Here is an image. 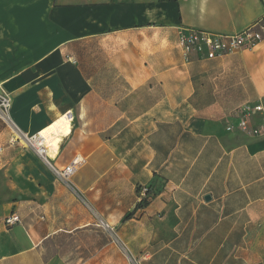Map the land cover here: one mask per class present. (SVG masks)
Here are the masks:
<instances>
[{
	"label": "crops",
	"instance_id": "crops-1",
	"mask_svg": "<svg viewBox=\"0 0 264 264\" xmlns=\"http://www.w3.org/2000/svg\"><path fill=\"white\" fill-rule=\"evenodd\" d=\"M263 16L264 0H0V264H117L171 233L217 250L194 264H264V135L227 130L264 107V42L191 62L178 44ZM68 114L54 159L10 142ZM77 158L68 183L53 172ZM138 186L154 192L143 210Z\"/></svg>",
	"mask_w": 264,
	"mask_h": 264
},
{
	"label": "built area",
	"instance_id": "built-area-1",
	"mask_svg": "<svg viewBox=\"0 0 264 264\" xmlns=\"http://www.w3.org/2000/svg\"><path fill=\"white\" fill-rule=\"evenodd\" d=\"M264 42V16L257 20L251 26L240 32L233 34H223L211 32L199 28H181L178 37V44L183 52L186 62L193 60H215L237 52L251 51L256 49ZM12 100L10 96L0 90V116L7 122H11L10 110ZM234 116L237 119L236 125L227 127L228 131L239 130L240 132L253 137L264 135V107L260 103H247L238 107ZM260 116L261 125H254L253 119ZM16 134L11 138L10 142H23L27 147L33 148L39 155L47 156L48 148L43 144L44 138L41 133L28 136L16 129ZM41 140V141H40ZM43 140V141H42ZM81 160L79 158L73 160L64 168H54L53 172L62 181L68 183L75 174ZM138 203L140 206L137 210H143L146 202H150L153 193L150 192L148 186H138ZM136 206V208H137ZM8 226H14L21 223L20 216L17 213L5 219Z\"/></svg>",
	"mask_w": 264,
	"mask_h": 264
},
{
	"label": "rangeland",
	"instance_id": "rangeland-1",
	"mask_svg": "<svg viewBox=\"0 0 264 264\" xmlns=\"http://www.w3.org/2000/svg\"><path fill=\"white\" fill-rule=\"evenodd\" d=\"M177 235V233H171L168 236L165 234L161 235L162 241L160 240L154 244L153 252L144 250L140 254H135L133 250L123 247L120 250L122 257L121 262L117 264H179V260L182 261V263L194 264L195 260H199L201 256L209 257L217 251L216 249H210L204 252V250L201 249L203 242L198 243L199 234L194 233L182 234V239L179 243L180 248H178V242L175 240ZM226 235L225 233L219 234L217 239L211 238V240L207 238V244H210L209 242L213 243V241H216V244H218L225 239ZM238 240L235 238L236 242ZM224 253L225 250L221 256H224ZM149 255L150 257H148Z\"/></svg>",
	"mask_w": 264,
	"mask_h": 264
},
{
	"label": "bare ground",
	"instance_id": "bare-ground-1",
	"mask_svg": "<svg viewBox=\"0 0 264 264\" xmlns=\"http://www.w3.org/2000/svg\"><path fill=\"white\" fill-rule=\"evenodd\" d=\"M72 121V115L68 114L66 116H62L56 122L51 124V126L41 132V136L44 138L43 144L46 145L47 148L49 147L48 155L46 156L47 158L54 159L59 154L63 139L68 137L72 132Z\"/></svg>",
	"mask_w": 264,
	"mask_h": 264
},
{
	"label": "trees",
	"instance_id": "trees-1",
	"mask_svg": "<svg viewBox=\"0 0 264 264\" xmlns=\"http://www.w3.org/2000/svg\"><path fill=\"white\" fill-rule=\"evenodd\" d=\"M139 188H140V187H138V189H139ZM148 189L150 190L151 193H154V192L152 191V188H151L150 186H148ZM148 205H149V202H146V203H145V206H148ZM139 207H140V206H137L136 210H137ZM134 213H135V212H134ZM134 213L129 214L128 219L131 218V217L133 216Z\"/></svg>",
	"mask_w": 264,
	"mask_h": 264
},
{
	"label": "water",
	"instance_id": "water-1",
	"mask_svg": "<svg viewBox=\"0 0 264 264\" xmlns=\"http://www.w3.org/2000/svg\"><path fill=\"white\" fill-rule=\"evenodd\" d=\"M208 199H210V197H208Z\"/></svg>",
	"mask_w": 264,
	"mask_h": 264
}]
</instances>
